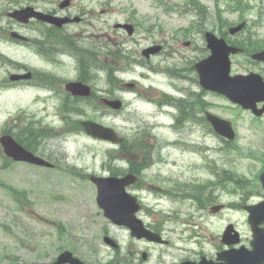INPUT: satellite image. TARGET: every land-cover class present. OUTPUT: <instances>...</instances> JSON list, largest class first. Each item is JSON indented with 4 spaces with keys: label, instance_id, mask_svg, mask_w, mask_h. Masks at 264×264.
Masks as SVG:
<instances>
[{
    "label": "rangeland",
    "instance_id": "obj_1",
    "mask_svg": "<svg viewBox=\"0 0 264 264\" xmlns=\"http://www.w3.org/2000/svg\"><path fill=\"white\" fill-rule=\"evenodd\" d=\"M17 1L18 6L30 3L35 8L60 10L58 0ZM84 1L85 6L99 7L96 2L88 4L90 0ZM95 1L102 3L106 10L100 12V22H96L101 28L98 37L96 34L90 36L91 27H85L88 47L100 49L96 59H90L89 65L91 73H94L90 82L94 84L96 96L75 103L82 109L81 112H68L64 109V99L67 96L64 87L58 84L56 87L60 88V92L56 93L59 100H53L52 104L37 101V97L41 98L40 95L46 93H38L31 88L0 92V134L12 124L18 123L22 126L27 122H34L32 119L41 121L39 125L35 124L36 127L53 128L55 133H58L44 138L41 150L38 151L40 155L52 158L56 163L54 169L35 168L14 162L5 155L0 145L1 264L46 261L55 257L62 246L78 250L90 246L112 248L113 246L104 242L105 235L115 239L121 247L139 249L141 264L159 262L157 246L154 245L157 243L152 244L145 239L133 237L127 226L117 225L104 215V210L96 202V186L88 176L110 175L111 170L124 171L128 167L127 158L131 156L130 153L118 150L120 145L88 135L85 130L70 129L66 117H69L72 123L94 119L113 127L121 136L146 143L152 160L156 159L160 150L162 161L157 165L153 162L152 166L145 170L143 179L137 185L138 189L129 190L144 199L146 212L150 216L142 214L140 217L150 226L155 225L163 213V210L154 211L155 204L160 203L159 209L176 210L177 200H186L182 204L186 211L184 218L192 223L184 226L181 233L184 240H180L176 233L173 234V237L177 238V242L174 240V252L179 254L182 251L180 249H183L184 256L191 259H198L202 253L207 256L215 255L217 250L225 247L222 234L230 223L240 232V244L250 246L252 231L248 223V212L243 205L264 199V189L259 178L257 179L264 162V124L260 123L264 122V117L257 120L250 111L241 107L231 110L225 106L224 98L209 96L208 101H213L217 106L214 112L232 121L237 132L236 139L228 144L227 140H220L214 132L204 135L202 127L196 125L194 130L186 126L185 133L188 138L180 137L178 144L174 145L173 140L178 139L174 138L166 127L170 118L157 116L158 108L144 98L153 95L152 90H147V87L156 80L150 66L157 67L162 63L160 67L166 64L185 67L189 62L195 63L209 54L208 49L205 50V31L211 30L218 35L222 32L215 1L199 0L204 4L201 11L192 5V0ZM244 2L252 8L246 14L247 19L257 24H252L250 30L255 32L258 38L264 39V0ZM220 5L225 7L222 2ZM225 16L228 18V24L237 22L239 18L238 13H226ZM124 22L137 26L133 36H129L123 29L115 28L116 23ZM192 24L194 25L190 26ZM248 34L249 31L246 30L236 37L242 38ZM98 41H104L105 51L98 45ZM186 42L191 44L187 46ZM156 44L163 45L164 49L150 59L145 58L142 50ZM117 47L122 48L129 59H137L138 62H132V65H128L118 74L114 72L121 78V82L110 83L108 69L98 65L105 63L113 64L116 68L123 67L119 57L110 62V52ZM0 48L7 49L13 57L25 61L27 65H41V58L33 46L29 50L21 46H15L11 50L8 46L0 44ZM233 59H239L234 65L235 71L251 69L243 61L247 59L245 56H234ZM146 61L148 63H145ZM77 63L76 59L73 62L75 67ZM6 71V68L0 70V78ZM68 74L76 76L77 69H69ZM132 81H139L140 86L137 89L125 86L126 82ZM168 83L169 81L165 80L163 85L160 83V87L168 90ZM154 84L156 86V83ZM185 84L190 86L185 88L189 90L199 87L197 83L190 81ZM100 96L120 98L124 101V106L119 111L104 105L93 107L95 101L99 102ZM160 98L162 97L159 96ZM67 99L71 104V97ZM32 129L36 133L33 124ZM155 135L158 138H155ZM38 140V137L35 138L34 143ZM5 164L8 165L5 167ZM224 170L254 182L258 181L259 187L254 184L248 186L246 182L238 183L228 176L222 181ZM155 177L160 180L154 179ZM210 180H221V185H212L205 189L214 199V203L209 205L207 210H199V203L195 198L183 197L189 193L187 185L206 183ZM174 185L176 187L168 196L153 188ZM8 187L13 188L15 193ZM17 200H24L25 204L21 205ZM219 203L232 205L213 213L211 206ZM173 226H177L176 221L170 222L169 227ZM144 252L150 255L147 259L144 258Z\"/></svg>",
    "mask_w": 264,
    "mask_h": 264
},
{
    "label": "flooded vegetation",
    "instance_id": "obj_2",
    "mask_svg": "<svg viewBox=\"0 0 264 264\" xmlns=\"http://www.w3.org/2000/svg\"><path fill=\"white\" fill-rule=\"evenodd\" d=\"M62 0H59V9H53L46 11L59 16H68L74 18V20L66 23L62 27H58L54 24L47 22H42L37 19L30 20L28 23H22L16 18L12 17L11 13L15 10H20L25 5H17V0H0V44L6 45L9 49L12 50L15 46L21 47H35V52L41 58V65L39 67L33 68V75L30 78L17 79L12 78L13 74L24 73L28 66L23 62L14 59L11 52L7 49L0 48V70L6 68L7 71L5 75L0 78V89H5L6 91L12 90H22L25 88H38L39 84L48 92L41 100L44 103H51L53 100H59L57 97V91L60 92V88L56 85L65 86L70 81H82L90 82V79L93 76L90 74L89 67L81 68L79 70L78 63L77 67L74 66L73 62L76 59H92L91 58V49L88 47L86 39L88 36H85L87 30L85 27L89 26L92 29L93 34L99 36L101 31L100 27L96 25L98 20V15L100 12L103 13L106 10L103 8V4L99 1L90 0L86 2L91 4L96 2L99 7L91 5L85 6L84 0H70V3L66 7H61L60 3ZM104 27V26H103ZM13 32H17L18 36H13ZM103 48L105 47L104 41L97 42ZM77 45L75 52H72L71 49ZM80 50L81 57H78L77 50ZM254 67L264 68V62H250ZM6 65H8L6 67ZM77 69V75L72 76L68 74V70ZM186 70L185 68L182 71ZM176 76L179 77H191L188 74L177 73ZM195 80V79H193ZM137 86V85H136ZM135 86V87H136ZM67 98L72 100H90L93 96L82 97V96H70L68 91L65 89ZM171 96L170 106L176 108V113L172 114V122L170 128L177 138L182 136L183 127L188 126L196 127V125L202 127L204 135L210 134L212 131L207 127V108L210 110L214 107L212 103L207 102V91L201 89H185L177 88V91H173L172 94L164 93L163 98L161 99V104H165V96ZM179 96V97H176ZM64 99V106L72 105L70 104L69 99ZM174 100L178 102L174 104ZM128 137H124L123 142L121 143L120 148H125L127 144ZM154 155V154H153ZM148 159L147 154H137L135 160L132 164H135L136 169L129 170L127 172H133L138 175L141 174V179H143V166ZM156 159H159L157 155ZM28 166L36 167V165L25 163ZM138 182V183H139ZM176 186H166L162 188L160 186L153 187L155 189L159 188L165 192L174 190ZM178 187V186H177ZM182 208V206H181ZM155 212H160L163 210L162 217L157 219L156 224L160 221H165L166 223L162 226H157V230L162 233L164 236H169V243L166 245L172 244L171 237L174 231H171L167 225L169 220H171L175 214L178 215V219L183 222L185 225L186 219L184 218V212L182 209L173 213L172 211H166L165 209H159L158 205L153 207ZM146 215L150 216L146 209L143 211ZM167 212V213H166ZM166 214V215H165ZM157 217V216H155ZM181 238V233H177ZM161 246L164 244H160ZM68 248H63L59 251V254ZM159 250L157 264H178L184 260L190 259L189 257H184L183 254H176L172 252V248L169 247H160L156 248ZM82 261L87 264H141L142 260L140 259V251L137 248L130 247H117V248H95V247H85L80 250L76 249L73 251ZM58 254V255H59ZM149 256V255H148ZM214 258L213 256H209ZM148 258V257H147ZM146 258V259H147ZM70 264V263H66Z\"/></svg>",
    "mask_w": 264,
    "mask_h": 264
},
{
    "label": "water",
    "instance_id": "obj_3",
    "mask_svg": "<svg viewBox=\"0 0 264 264\" xmlns=\"http://www.w3.org/2000/svg\"><path fill=\"white\" fill-rule=\"evenodd\" d=\"M21 20H28L31 16L48 20L58 25H62L66 19H59L55 16L36 13L34 11H18L15 13ZM129 33L132 34L134 28L131 25H125ZM244 27V23L230 29L232 34L237 33ZM208 47L212 50V54L206 58L205 62L197 64L198 71L201 73V82L208 88L219 90L226 93L234 101L241 103L247 108H253L258 114H262L264 109L257 110L256 103L264 100V81L256 75L230 77V55L238 53L241 50L234 46H229L224 38L219 39L212 32L206 34ZM160 47H152L146 49L144 54L149 56L151 53H156ZM256 59H264V51L254 55ZM205 64V65H204ZM204 65V74L201 67ZM218 68V74L212 73V68ZM67 88L76 95H89L90 87L82 83H70ZM105 104L110 105L115 109H120L122 102L120 100L105 99ZM216 128L224 135L230 138L235 137V133L231 124L220 119L214 120ZM83 125L87 132L95 137H99L113 142L120 141L119 136L114 129L105 127L93 121H84ZM5 148L7 155L14 157L16 160L29 161L40 165L51 166L52 164L41 157L35 156L32 152L26 150L18 144L12 136L5 135L0 139ZM92 181L98 186L97 201L99 205L105 209V214L115 223L127 225L132 229V235L138 238H147L150 241H161L160 236L148 228L143 222L136 217V212L139 210V205L135 196L127 192L126 186L135 181L131 175L124 178L118 177H91ZM261 181L264 186V172L261 175ZM221 207H214V210H219ZM249 211V223L253 231V240L251 241L252 249L246 246L233 248L219 253L217 260H207L205 257L198 264H264V201L245 207ZM234 226L226 230L223 241L227 244H235L240 241L238 232L232 233ZM109 243H113L111 239L106 238ZM62 263L70 260L73 264H80L74 260L70 252H65ZM45 264V263H32ZM182 264H196L192 261H187Z\"/></svg>",
    "mask_w": 264,
    "mask_h": 264
},
{
    "label": "trees",
    "instance_id": "obj_4",
    "mask_svg": "<svg viewBox=\"0 0 264 264\" xmlns=\"http://www.w3.org/2000/svg\"><path fill=\"white\" fill-rule=\"evenodd\" d=\"M225 34V32H224ZM234 43H238L239 45H242V46H246L248 48H254V49H259V48H263L264 47V43H261V42H257V45H250V44H247L245 43L246 41H233ZM245 43V44H244ZM113 68H111V74H110V80L112 83L114 82H118L119 79L117 77H115L114 73H113ZM79 128V127H78ZM21 134H23L25 137H22L20 135V137L23 139V140H27L26 141V144L28 147H31L32 146V142H34L35 138L39 137V136H43V135H48L52 132V130H46L45 132L44 131H39L38 134H35L33 129H32V125L29 124L27 126H25L21 131ZM29 140V141H28ZM201 194H202V190H200ZM210 197H205L204 200H209Z\"/></svg>",
    "mask_w": 264,
    "mask_h": 264
},
{
    "label": "bare ground",
    "instance_id": "obj_5",
    "mask_svg": "<svg viewBox=\"0 0 264 264\" xmlns=\"http://www.w3.org/2000/svg\"><path fill=\"white\" fill-rule=\"evenodd\" d=\"M190 149V148H189ZM193 149V148H192Z\"/></svg>",
    "mask_w": 264,
    "mask_h": 264
}]
</instances>
